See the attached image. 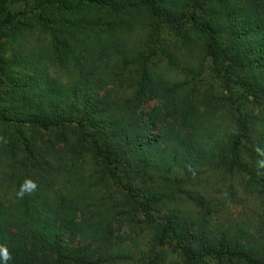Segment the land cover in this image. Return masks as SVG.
Listing matches in <instances>:
<instances>
[{"label":"trees","instance_id":"trees-1","mask_svg":"<svg viewBox=\"0 0 264 264\" xmlns=\"http://www.w3.org/2000/svg\"><path fill=\"white\" fill-rule=\"evenodd\" d=\"M19 2L67 81L14 49ZM251 198L262 222L264 0H0V264H264V230L209 220Z\"/></svg>","mask_w":264,"mask_h":264},{"label":"rangeland","instance_id":"rangeland-1","mask_svg":"<svg viewBox=\"0 0 264 264\" xmlns=\"http://www.w3.org/2000/svg\"><path fill=\"white\" fill-rule=\"evenodd\" d=\"M31 6L23 5V2H19L18 4L13 6L14 11H20L25 13L21 16V20L27 23L26 26H22L23 34L25 35L23 39H20L18 43L15 44L14 49L21 50L22 53L27 57H33L32 61L41 64V66L48 70L53 77L63 76L62 81H67V70L56 64L51 58V39L48 34H46L38 25V22L35 18V15L31 11ZM21 38V37H20ZM205 65L208 68L207 75L201 79L199 82L194 83L197 85L202 91L206 90L209 93V87L212 86L214 92L217 96H214L217 100L218 97L221 99L222 91L219 87H221V81L216 80L212 77L211 72L209 71L210 68V61H207ZM181 65L180 68H182ZM158 75L162 77L164 80H168L170 84L174 82H180L183 80V76L181 70L172 68L171 66L167 65V62H164L160 67H158ZM168 82V83H169ZM219 90V91H218ZM165 100H151L149 101L143 108L144 111V121L151 122V117L153 116L155 110L158 107H161L164 104ZM151 115V116H150ZM150 135H155L156 129L152 126L149 128ZM227 187V185H226ZM236 189L238 190V184H236ZM225 191V190H224ZM12 192L10 195L12 196ZM188 209V206L187 208ZM257 205L251 198L250 202L247 203L245 206L236 205L233 206L230 210L229 216L224 215H215L214 217L209 218L211 220L212 225H217L218 223H233L238 225H246L249 231L255 233L262 237V232L264 230V219H261L260 222V215L258 212ZM260 228V233H257L258 229ZM117 234L119 235H126L129 228L125 225L118 228ZM263 238V237H262ZM166 261L164 264H172L173 261L179 260L178 253L175 249L171 246L167 245L166 248ZM180 261V260H179Z\"/></svg>","mask_w":264,"mask_h":264},{"label":"clouds","instance_id":"clouds-1","mask_svg":"<svg viewBox=\"0 0 264 264\" xmlns=\"http://www.w3.org/2000/svg\"><path fill=\"white\" fill-rule=\"evenodd\" d=\"M0 251L3 252V260H4V261H7V260L9 259V256H8V254H7L6 249H0Z\"/></svg>","mask_w":264,"mask_h":264}]
</instances>
